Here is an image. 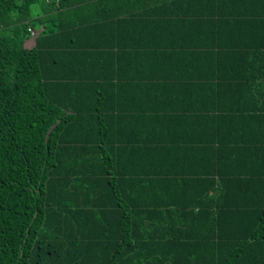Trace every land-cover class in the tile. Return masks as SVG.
I'll use <instances>...</instances> for the list:
<instances>
[{
	"label": "trees",
	"instance_id": "16d2710c",
	"mask_svg": "<svg viewBox=\"0 0 264 264\" xmlns=\"http://www.w3.org/2000/svg\"><path fill=\"white\" fill-rule=\"evenodd\" d=\"M0 264H264V0H0Z\"/></svg>",
	"mask_w": 264,
	"mask_h": 264
},
{
	"label": "built area",
	"instance_id": "2783aa9c",
	"mask_svg": "<svg viewBox=\"0 0 264 264\" xmlns=\"http://www.w3.org/2000/svg\"><path fill=\"white\" fill-rule=\"evenodd\" d=\"M30 31L32 32L33 38H36V36H37L36 32L33 29H30Z\"/></svg>",
	"mask_w": 264,
	"mask_h": 264
},
{
	"label": "crops",
	"instance_id": "0c3cea01",
	"mask_svg": "<svg viewBox=\"0 0 264 264\" xmlns=\"http://www.w3.org/2000/svg\"><path fill=\"white\" fill-rule=\"evenodd\" d=\"M31 42H33V41H31ZM31 42H29L28 44H29V45H32L33 43H31Z\"/></svg>",
	"mask_w": 264,
	"mask_h": 264
},
{
	"label": "water",
	"instance_id": "95a60500",
	"mask_svg": "<svg viewBox=\"0 0 264 264\" xmlns=\"http://www.w3.org/2000/svg\"><path fill=\"white\" fill-rule=\"evenodd\" d=\"M33 40H35V38Z\"/></svg>",
	"mask_w": 264,
	"mask_h": 264
}]
</instances>
